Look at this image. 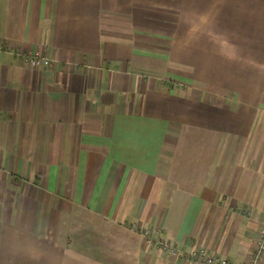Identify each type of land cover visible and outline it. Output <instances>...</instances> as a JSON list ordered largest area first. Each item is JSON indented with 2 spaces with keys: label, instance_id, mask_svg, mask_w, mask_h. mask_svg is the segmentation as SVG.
I'll return each mask as SVG.
<instances>
[{
  "label": "crops",
  "instance_id": "crops-1",
  "mask_svg": "<svg viewBox=\"0 0 264 264\" xmlns=\"http://www.w3.org/2000/svg\"><path fill=\"white\" fill-rule=\"evenodd\" d=\"M0 46V264L249 260L264 0H0Z\"/></svg>",
  "mask_w": 264,
  "mask_h": 264
},
{
  "label": "built area",
  "instance_id": "built-area-1",
  "mask_svg": "<svg viewBox=\"0 0 264 264\" xmlns=\"http://www.w3.org/2000/svg\"><path fill=\"white\" fill-rule=\"evenodd\" d=\"M1 47V46H0ZM24 60L33 66H49L50 59L44 55L40 49H32L24 53ZM146 243L153 245L159 243L164 250L170 252L171 255H184V257L192 264H232L228 259L217 257L209 254L204 248H195L188 253H184L179 248L171 245L160 238V231L146 229L144 231ZM264 259V227H262L255 238L254 247L252 249L249 260L245 264H261Z\"/></svg>",
  "mask_w": 264,
  "mask_h": 264
},
{
  "label": "rangeland",
  "instance_id": "rangeland-1",
  "mask_svg": "<svg viewBox=\"0 0 264 264\" xmlns=\"http://www.w3.org/2000/svg\"><path fill=\"white\" fill-rule=\"evenodd\" d=\"M147 245V244H146Z\"/></svg>",
  "mask_w": 264,
  "mask_h": 264
}]
</instances>
